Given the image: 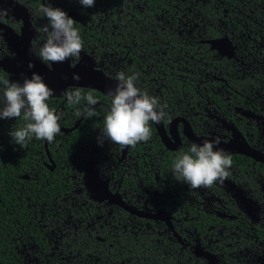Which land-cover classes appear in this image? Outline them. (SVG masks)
<instances>
[{
    "label": "flooded vegetation",
    "instance_id": "1",
    "mask_svg": "<svg viewBox=\"0 0 264 264\" xmlns=\"http://www.w3.org/2000/svg\"><path fill=\"white\" fill-rule=\"evenodd\" d=\"M44 4L75 21L83 42L78 57L44 62L32 51L30 42L44 36L40 29L48 23L38 13ZM0 7L8 10L0 22V88L35 72L53 90L47 103L61 117L51 143L33 137L26 147L9 135L27 123L23 113L0 119V168L20 165L25 173L16 178L34 183L37 193L39 168H68L66 197L79 192L85 204L80 218L111 215L112 223L125 224L121 242L129 233L134 245L151 242L162 264H264V0H95L90 8L79 0H0ZM60 66L78 68L87 84L104 76L113 86L117 73H138L136 87L166 104L167 116L149 122L148 141L121 148L101 133L110 98L93 88H62ZM66 90H79V102L70 104ZM217 138L232 158L224 182L198 189L178 182L172 171L176 155ZM90 176L105 182L127 210L98 200L88 187ZM18 186L13 191L22 201H38L27 185ZM25 207L30 229L20 226L8 236L19 264L31 263L17 245L32 244L43 257L52 246L38 203ZM46 211L43 216H56ZM106 226L87 236L95 247L113 245Z\"/></svg>",
    "mask_w": 264,
    "mask_h": 264
},
{
    "label": "clouds",
    "instance_id": "2",
    "mask_svg": "<svg viewBox=\"0 0 264 264\" xmlns=\"http://www.w3.org/2000/svg\"><path fill=\"white\" fill-rule=\"evenodd\" d=\"M84 8L94 7L95 0H79ZM38 13L46 18L48 23L40 31L43 37L33 39L31 43L34 54L44 62L63 63L71 57H78L83 48L82 38L74 27L75 21L59 7L41 5ZM8 10L0 7V22H6ZM33 68V64L28 65ZM139 74L126 75L117 73L118 81L114 89L107 92L110 107L104 118V128L101 130L104 139L118 144L121 148L136 146L151 138L149 122L159 124L165 119L167 105H161L158 98L142 92L135 82ZM79 80V75H73ZM54 92L35 72L31 77H25L23 82L4 81L0 88V119L21 117L27 122L23 127L11 130L12 141L20 147H26L31 138L47 140L51 143L60 133L58 121L60 116L50 110L47 101ZM64 96L72 104L79 102V90H66ZM89 104L96 100L89 95ZM89 112L88 115H94ZM100 146L103 142L98 140ZM220 140H205L202 144H191L187 151L181 150L172 163V171L178 182L185 183L192 189L210 188L215 182L223 183L230 175L231 155L219 148Z\"/></svg>",
    "mask_w": 264,
    "mask_h": 264
},
{
    "label": "trees",
    "instance_id": "3",
    "mask_svg": "<svg viewBox=\"0 0 264 264\" xmlns=\"http://www.w3.org/2000/svg\"><path fill=\"white\" fill-rule=\"evenodd\" d=\"M24 173L25 170L20 165L11 164L0 168V264H19L14 261L18 257L13 249V244L8 243V236L14 237L20 226L24 229H30L26 217L24 218L25 213L23 210L27 209L25 205L30 203L36 205L38 203V208H49L54 202L61 201L70 192L71 182L68 178L66 179L69 169L66 167L60 169L56 166L52 172L47 171L44 167L39 168L38 193L34 183L16 178L17 175L21 176ZM18 184L27 185L38 201L30 196L29 200L22 201L23 199L18 197V192L13 191V188L19 187ZM81 209L85 208L82 207ZM90 212L94 213L92 210ZM126 240L123 241V250L117 248L118 255L120 254V259L118 258L116 261L117 264H119V261H126V259H128L127 261L133 259V264H162V255L154 249L155 246L151 242L138 241L134 245L135 241L131 238ZM95 244L96 242L93 243L92 247L98 249L94 246ZM49 251L50 248L45 247L43 253L48 254ZM40 264L64 263H58L54 258H50L48 262L43 261ZM81 264H94V262L89 263L87 261Z\"/></svg>",
    "mask_w": 264,
    "mask_h": 264
},
{
    "label": "rangeland",
    "instance_id": "4",
    "mask_svg": "<svg viewBox=\"0 0 264 264\" xmlns=\"http://www.w3.org/2000/svg\"><path fill=\"white\" fill-rule=\"evenodd\" d=\"M79 195V192H76L71 199L66 197L49 208H38L40 210L38 219H41L42 216V227L52 242L51 252L47 257H43L40 251L32 244L23 247L17 245L18 252L25 262L32 263L41 259L48 261L50 258H54L56 262L64 264H81L87 261L89 263L93 261L94 264H117V259H120L118 249L123 250L121 237L124 238L122 230L125 224L122 222L112 223L111 215L108 217L104 215L102 217L100 214H97L95 218L89 219L90 221L84 222V219L80 218L81 216L78 210L82 207L85 208V204L83 201H79ZM44 210H53L51 212L56 214L57 217L55 215L51 216L50 213L47 216L48 211H46L47 213L43 216ZM54 210L57 211L54 212ZM57 219L59 220L58 223L55 222ZM64 222L65 224H63ZM103 225H109L106 226L107 229L105 231L112 234L109 236V239L113 241V245L110 246L108 245L110 242H107V244L98 246L96 247L98 249H95L91 245L93 242H91L87 236H90V234L93 236ZM63 226L65 229H62ZM136 226L139 227V229L141 227V225ZM144 231H146L145 228ZM129 234L128 237L132 240V233ZM127 260L128 259H126V261H119V264H133V259H130V261Z\"/></svg>",
    "mask_w": 264,
    "mask_h": 264
},
{
    "label": "water",
    "instance_id": "5",
    "mask_svg": "<svg viewBox=\"0 0 264 264\" xmlns=\"http://www.w3.org/2000/svg\"><path fill=\"white\" fill-rule=\"evenodd\" d=\"M65 68L66 67L64 66H60L56 68V72L59 73V75L57 76L58 84L61 85L62 88L66 86L88 87V88L96 89L100 91L101 93L107 95V92L109 89H114L116 87L117 83L116 84L114 83V85L111 86L108 78L104 76H101V77L96 76L97 79H95L92 82V84H87L85 82V77L83 76V74L80 75L79 72L76 71V69L78 68H73L71 70L70 69L68 70ZM74 74L79 75L80 79L78 81L73 79ZM155 126L158 127V125H155ZM87 184H88V187L92 191L97 193L96 197L98 200H107L109 204H114V205L120 206L127 210V207L121 204V201L116 195H111L108 193L105 182L99 181L98 179L90 176V179H88Z\"/></svg>",
    "mask_w": 264,
    "mask_h": 264
}]
</instances>
